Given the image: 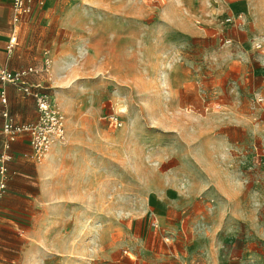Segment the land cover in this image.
<instances>
[{"label":"rangeland","instance_id":"rangeland-1","mask_svg":"<svg viewBox=\"0 0 264 264\" xmlns=\"http://www.w3.org/2000/svg\"><path fill=\"white\" fill-rule=\"evenodd\" d=\"M25 19L66 153L60 200L0 233V264H264V0H48Z\"/></svg>","mask_w":264,"mask_h":264},{"label":"crops","instance_id":"crops-1","mask_svg":"<svg viewBox=\"0 0 264 264\" xmlns=\"http://www.w3.org/2000/svg\"><path fill=\"white\" fill-rule=\"evenodd\" d=\"M13 15V0H0V68L20 70L37 66L42 69L43 58L30 57L31 48L24 41L26 31L24 22L27 19L18 26L15 46L12 49L8 48L15 34ZM27 79L32 84L44 86L43 74L33 73ZM2 91H5L7 96V104L2 102ZM5 109L9 110L17 122H30L37 117L35 99L20 92L14 84L0 80V149L4 141L2 130ZM61 145L52 146L48 154L38 160L34 156L28 134H23L11 142L12 159L8 164V187L0 201V233L8 230L22 232L25 230L22 217L31 215L34 219L32 221L37 222L38 213L34 210L43 205L42 199L60 200L61 169L65 158L63 154L65 148ZM6 245V237L0 235V248L6 249Z\"/></svg>","mask_w":264,"mask_h":264},{"label":"built area","instance_id":"built-area-1","mask_svg":"<svg viewBox=\"0 0 264 264\" xmlns=\"http://www.w3.org/2000/svg\"><path fill=\"white\" fill-rule=\"evenodd\" d=\"M48 0H13L14 37L8 45L12 49L17 42L19 24L29 16L36 4L44 5ZM48 69L49 59L46 58L42 70ZM41 70V71H42ZM40 71L39 68L29 66L25 69L10 70L0 68V80L14 84L25 95L35 99L37 117L30 122H17L8 109L3 111V136L4 141L0 149V201L5 196L9 180V162L12 159L11 142L23 134H28L36 159H43L52 146L65 141L66 121L64 114L57 108L52 94L42 84H31L28 76ZM1 99L7 104L5 91ZM155 224V223H153ZM169 239V238H168Z\"/></svg>","mask_w":264,"mask_h":264}]
</instances>
